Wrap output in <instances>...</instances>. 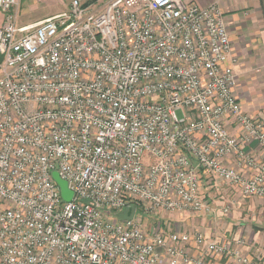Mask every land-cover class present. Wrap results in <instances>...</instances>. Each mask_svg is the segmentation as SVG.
<instances>
[{
    "label": "built area",
    "instance_id": "1",
    "mask_svg": "<svg viewBox=\"0 0 264 264\" xmlns=\"http://www.w3.org/2000/svg\"><path fill=\"white\" fill-rule=\"evenodd\" d=\"M21 1L0 0V264H262L160 222L210 214L207 176L264 198V109L240 101L223 8L70 0L19 25Z\"/></svg>",
    "mask_w": 264,
    "mask_h": 264
},
{
    "label": "crops",
    "instance_id": "2",
    "mask_svg": "<svg viewBox=\"0 0 264 264\" xmlns=\"http://www.w3.org/2000/svg\"><path fill=\"white\" fill-rule=\"evenodd\" d=\"M189 1L200 7L217 2L223 8L234 52L239 57L236 67L239 76L238 95L244 109L258 116L264 109V0ZM23 2H27L24 8ZM58 4L65 5L67 10L70 0H23L18 8L19 25H34L49 16L65 11L55 8ZM35 6L46 7L48 12L32 20L19 19L23 9L29 13ZM4 20V14L0 10V28ZM214 199L217 209L224 206L225 203H221L219 197ZM184 216L183 214L181 217ZM195 222L214 237L244 239L246 242L244 251L251 257H258L264 264V198L249 196L242 202L231 204V212L227 215L218 210L216 214L201 217ZM226 260L224 258L222 262L218 260L216 263L225 264L224 261H228Z\"/></svg>",
    "mask_w": 264,
    "mask_h": 264
},
{
    "label": "rangeland",
    "instance_id": "3",
    "mask_svg": "<svg viewBox=\"0 0 264 264\" xmlns=\"http://www.w3.org/2000/svg\"><path fill=\"white\" fill-rule=\"evenodd\" d=\"M23 1V0H22ZM21 1V2H22ZM25 3L27 2H23V8L25 7ZM55 8L59 9V10H65V5L62 4H58ZM48 12V9L46 7H39V6H35L34 9H32L29 13L25 12L24 9L22 10V14L19 15V19L22 20H32L35 19L45 13ZM248 149L250 150H254L255 153H257V145H254L253 143L250 144L248 147ZM260 158L261 161H264V154H260V156H258ZM247 175H250L249 171H247ZM202 195L203 198L208 201L210 203V205L213 207V210H211L210 214H216L218 212V210H220V212L223 215H227L231 212V209L229 212L224 211L225 209V205L227 204H236V202H242L244 201L247 197L249 196H245L242 193H240V191L235 188L234 186H229L227 183H225L221 178H217V177H212V176H207V177H203V184H202ZM212 196L215 197H219V201L221 203H225L224 206L222 205V207H220V209H217V205L214 202L216 199H214ZM235 200V201H234ZM227 202V203H226ZM215 203V204H213ZM185 215L184 217H181L182 215ZM207 213L204 214H200V213H193V212H189L186 211V213H174V214H168L167 215V219H164V221H160L162 224H164V226L166 228H171L173 230H182L185 232H194V231H201L203 232L209 239H214L216 241L219 242H224V243H229L230 245L232 244V242H234L237 239H242V238H235V239H225L224 237H214L212 233H209L208 231H206L204 229L203 226L197 225L195 221H199V219H201V217H207V215H210ZM127 213H124L122 216H126ZM198 217V218H197ZM151 225L153 224V221H150ZM157 224V222H156ZM235 245V243H234ZM246 245H244L242 248L244 250V247ZM241 248V249H242ZM212 255V254H211ZM211 255H207L205 256V258L207 259V261L210 264H218L216 263V261L219 260V262H222V258L224 259V257L221 256H211ZM258 258V257H257ZM227 261V260H226ZM224 263L226 264H236V261H227Z\"/></svg>",
    "mask_w": 264,
    "mask_h": 264
},
{
    "label": "water",
    "instance_id": "4",
    "mask_svg": "<svg viewBox=\"0 0 264 264\" xmlns=\"http://www.w3.org/2000/svg\"><path fill=\"white\" fill-rule=\"evenodd\" d=\"M53 177L60 186L62 198L66 201H70L73 197V192L68 188L67 182L63 180L56 171L53 172ZM130 213L131 211H129V214Z\"/></svg>",
    "mask_w": 264,
    "mask_h": 264
}]
</instances>
